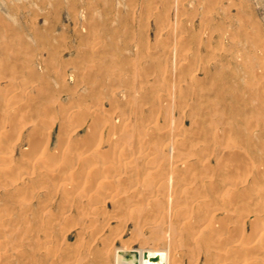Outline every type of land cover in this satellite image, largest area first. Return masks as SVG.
I'll return each instance as SVG.
<instances>
[{"label": "rangeland", "instance_id": "rangeland-1", "mask_svg": "<svg viewBox=\"0 0 264 264\" xmlns=\"http://www.w3.org/2000/svg\"><path fill=\"white\" fill-rule=\"evenodd\" d=\"M0 156V264H264V0H0Z\"/></svg>", "mask_w": 264, "mask_h": 264}, {"label": "bare ground", "instance_id": "bare-ground-1", "mask_svg": "<svg viewBox=\"0 0 264 264\" xmlns=\"http://www.w3.org/2000/svg\"><path fill=\"white\" fill-rule=\"evenodd\" d=\"M79 113V112H78ZM94 114V113H93ZM76 115H77V113H76ZM80 118V117H79ZM84 118H85V116H84ZM87 118V117H86ZM165 118V117H164ZM48 119V118H47ZM46 120V119H45ZM81 121V120H80ZM52 124V121L51 120H46L45 122H44V125L45 126H50ZM46 128H48V127H46ZM16 128H15V126H14V130H15ZM68 129V128H67ZM94 129V128H93ZM13 130V129H12ZM11 130V131H12ZM13 130V132H16V131H14ZM64 131H66V130H60L58 133H57V135H61ZM39 132V131H38ZM45 133V132H44ZM43 133V134H44ZM10 134H12V132L10 133ZM12 135H15V134H12ZM45 135V134H44ZM35 136V135H34ZM37 136L38 135H36V138H37ZM62 137V136H61ZM33 138H35V137H33ZM41 140V138H37V139H33V146L31 147L32 149L33 148H37L40 144H39V142H41L40 141ZM42 143V142H41ZM5 148V147H4ZM34 149V150H35ZM37 150H38V148H37ZM230 151V150H229ZM231 156V155H230ZM237 156V155H236ZM5 157V156H4ZM229 157V156H228ZM83 160V159H82ZM82 160H80V161H82ZM5 161V159L2 157V156H0V165H2L3 164V162ZM79 161V160H78ZM83 161H85V160H83ZM57 162V161H56ZM51 163L52 164H54V161L52 160L51 161ZM62 162H57L56 164L58 165H60ZM96 163V162H95ZM79 164V163H78ZM93 164V163H92ZM251 164V163H250ZM55 165V164H54ZM91 165V164H90ZM93 165H94V168H92L93 167ZM91 167H90V169H92L85 177L84 176H81L80 177V175H78L79 177H75V182L72 184V185H69L68 183V195H69V197H71L72 199H73V197L74 196H76L78 193H80L79 194V196L81 197V196H83L85 199H87V200H90L91 198H94V197H96L97 196V194L99 193V192H101V191H103L104 193H106L107 195H109V197L111 198L110 200H112V201H120L121 199H120V195H118L119 193H117V189L115 188V182L113 181V180H109V179H106L105 177H102V176H100L101 175V173H103L104 171H114V166H112V165H107V164H105V163H103V162H99V165L96 163V164H93ZM63 166H65V164H63L62 163V166L60 167V168H62ZM83 166H88L87 164L85 165H83ZM97 166V167H96ZM64 168V167H63ZM66 168L67 167H65V170H66ZM86 168V167H85ZM84 168V170L86 171V169ZM7 170L6 168H3L2 170ZM1 170V171H2ZM67 170H68V168H67ZM83 170V169H82ZM87 171H89L88 169H87ZM86 171V172H87ZM4 172V171H3ZM82 172V171H81ZM57 173V172H56ZM85 173V172H84ZM113 173V172H112ZM45 174V173H44ZM70 174V173H69ZM46 175V174H45ZM57 175V174H56ZM135 176H136V179H143L144 178V175L143 174H141V172H136L135 173ZM42 177V176H41ZM40 177V178H41ZM59 177H61V174L60 175H57L56 177H52V179L54 178L56 181L59 179ZM64 177H67V175L66 174H64ZM105 178V179H104ZM54 179H53V181H54ZM58 182L59 183H62L61 182V180H58ZM259 196H261V195H259ZM68 197V198H69ZM257 197V196H256ZM122 199H123V197H121ZM125 198V197H124ZM71 199V200H72ZM77 200V199H76ZM81 200V199H80ZM90 203V202H89ZM91 204V203H90ZM92 205V204H91ZM93 206V205H92ZM96 210H98V209H96ZM4 214V213H3ZM5 216V215H4ZM3 215H0V220H2L3 219V217H4ZM8 216V215H7ZM109 221V219H107V217L105 218V216H104V218H103V220L101 221V222H98V221H95V219L93 220V223H92V228H95V227H97L98 228V231H100L99 230V228L101 227V229L102 228H104V226L107 224V222ZM2 222V221H1ZM114 230V229H113ZM103 232V231H102ZM98 233V232H97ZM260 231H259V228H257V227H253L249 232H241V235H239V239H251V238H253V237H256V236H260V235H264V234H262V233H260ZM44 237L45 238H43V244H42V247L44 246V245H50L51 244V241H50V233L48 234L47 232H45L44 233ZM221 236V235H220ZM225 236V235H224ZM110 238V237H109ZM236 238H237V236H236ZM232 240H233V238H227V237H223V238H221V243H223V244H228V243H230V242H232ZM237 240V239H236ZM1 241V240H0ZM235 241V240H234ZM233 241V242H234ZM4 242V241H3ZM232 242V243H233ZM236 243V242H235ZM1 244H2V242H1ZM248 244H250V241H249V243ZM111 245V244H110ZM247 246V245H246ZM103 247H108V241H104V244H103ZM252 247V245H248L247 246V251H249V249H252L251 248ZM256 248H258L257 246H256ZM127 249H130L128 246H126V244L122 247V248H118V249H116V252H115V264H123L120 260H119V254L120 253H124V252H126L127 251ZM169 249H171V248H169ZM169 249H167V250H165V251H159V250H156V249H147V250H138V251H136V253H137V256H138V264H169V262H168V260H167V258H168V256H169V254H172L173 252L172 251H170ZM256 250V249H255ZM134 251V250H133ZM174 254V253H173ZM175 256V255H174ZM188 257V256H187ZM132 258V257H131ZM130 258V259H131ZM125 262V261H124ZM125 264V263H124ZM128 264H131V263H128ZM209 264H211V263H209ZM213 264V263H212Z\"/></svg>", "mask_w": 264, "mask_h": 264}]
</instances>
